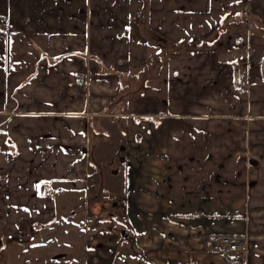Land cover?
<instances>
[{"label": "crops", "instance_id": "crops-1", "mask_svg": "<svg viewBox=\"0 0 264 264\" xmlns=\"http://www.w3.org/2000/svg\"><path fill=\"white\" fill-rule=\"evenodd\" d=\"M245 1L207 0L219 37L166 58L159 80L161 61L153 75L129 61L147 60L143 0H0V258L56 218L51 193L88 191L93 161L119 155L139 262L264 264V36L251 24L264 0ZM175 12L151 14L154 31L193 14ZM217 236L246 254L228 261Z\"/></svg>", "mask_w": 264, "mask_h": 264}, {"label": "rangeland", "instance_id": "rangeland-1", "mask_svg": "<svg viewBox=\"0 0 264 264\" xmlns=\"http://www.w3.org/2000/svg\"><path fill=\"white\" fill-rule=\"evenodd\" d=\"M224 1L228 2L218 0L214 8L222 7ZM240 1L241 6L247 4L245 0ZM143 2L147 12L145 26L152 32L154 29L149 21L151 14L159 18L181 8L193 11L187 20L177 18L175 24L167 25L169 29L166 32L156 31L160 40L154 41L145 37L148 39L147 58L150 61L145 70L149 75L156 74L158 66H154V63L161 61L159 80L167 70H163L167 67L165 65V51L169 47L167 41L193 42L187 46L188 51L191 48L210 46L220 35L219 30L210 34L205 31L207 25L215 26L220 20L211 16L202 17L201 11L211 9L207 0H143ZM189 20L193 23L191 31L188 29ZM235 20L234 17L231 22L235 24L242 18L237 17L236 22ZM226 22L231 23L229 20ZM152 79L151 77L148 79L149 83L156 86ZM113 159L93 161L90 174L96 178L91 179L88 191L51 193L57 203L56 218L50 220L48 224H38L34 228L35 233L31 230V234L26 233L25 242L19 241L18 246L10 245L11 249L17 248V253H2L0 264H143L139 262L143 260L142 254L136 248L133 241L134 233L130 232L132 229L128 224L127 214L124 213L125 200L121 191L126 178L127 164L119 155L113 156ZM123 230L130 234L122 235ZM145 260L148 261L147 258Z\"/></svg>", "mask_w": 264, "mask_h": 264}, {"label": "trees", "instance_id": "trees-1", "mask_svg": "<svg viewBox=\"0 0 264 264\" xmlns=\"http://www.w3.org/2000/svg\"><path fill=\"white\" fill-rule=\"evenodd\" d=\"M142 15H144L143 16V25L141 26L142 34L145 37L149 38L150 40H154V41L160 40L159 39V35L155 31H153L155 33L154 34L150 29H147L146 26H145L146 19H147V12L145 10V6L143 7ZM252 22H253V23H251L252 26H254V28L261 35L264 36V24L261 21H259L257 18H253ZM148 32L151 35L148 34ZM157 36H158V38H157ZM168 43H169V47L165 51L166 58L171 57V56H176V55L185 57V56L191 55V53H192L190 51H187V46L193 44V42H170V41H167L166 44H168ZM129 61H130V63L134 64V66H137L138 71H140V70H144L145 71V69L150 65L149 58H147V60L144 61V62H137V61H135L134 59H131V58L129 59ZM263 67H264V61H263ZM146 120H150V119L146 118ZM126 212H127V206L124 203V213L126 214ZM30 230H32L35 233V230H34L33 226H30Z\"/></svg>", "mask_w": 264, "mask_h": 264}, {"label": "built area", "instance_id": "built-area-1", "mask_svg": "<svg viewBox=\"0 0 264 264\" xmlns=\"http://www.w3.org/2000/svg\"><path fill=\"white\" fill-rule=\"evenodd\" d=\"M2 24L0 21V26ZM212 246L222 252L230 262H236L246 254V244L237 237L217 236L212 240Z\"/></svg>", "mask_w": 264, "mask_h": 264}, {"label": "water", "instance_id": "water-1", "mask_svg": "<svg viewBox=\"0 0 264 264\" xmlns=\"http://www.w3.org/2000/svg\"><path fill=\"white\" fill-rule=\"evenodd\" d=\"M122 235L127 236L128 235V231L127 230H123L122 231Z\"/></svg>", "mask_w": 264, "mask_h": 264}]
</instances>
